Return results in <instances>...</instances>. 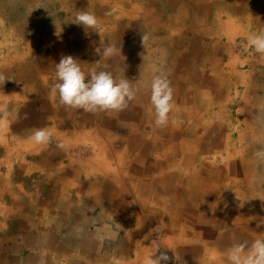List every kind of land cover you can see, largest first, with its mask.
I'll return each mask as SVG.
<instances>
[{
	"label": "rangeland",
	"instance_id": "rangeland-1",
	"mask_svg": "<svg viewBox=\"0 0 264 264\" xmlns=\"http://www.w3.org/2000/svg\"><path fill=\"white\" fill-rule=\"evenodd\" d=\"M93 2V5L90 7H97V5L102 6L101 10H97L94 13H96L98 16L104 15V13L106 12L107 4L105 2H102L101 0H94ZM87 3L88 0H75V2L73 0H0V75L4 77V82L0 83V108L4 109L3 112H0V144H2V141L5 139V141L9 142V146L12 145L9 150L10 153L8 155H6L5 152H0V176L3 177L6 188L8 190V193L6 195H4V193H0V222L2 221V219H7V226L2 229V231H4L6 234H11V232L17 233L19 235V240L22 239V236L24 234L22 230H18V226L20 223L19 220L17 218H13L12 221H10L11 216L3 218V209L9 210V208H12V206H18L17 208H19L21 212H24L26 210L27 212L35 213L36 217L42 221V224L44 221L46 224H49L48 220L52 219L53 216L55 220L58 221L57 225H59V220H63L65 222L66 217L63 215H59V210L55 207V205L56 203H58L59 197H61L66 190H64L59 185V183L56 182V179L60 178L59 174H61L65 168H68L70 162L69 160L73 162L77 157L89 156L91 155L90 148H96V146L91 145L92 143L89 139V141L87 139L82 140L79 137L76 141H74L75 144L71 145V147L69 148V150L71 151H66L65 146H58L61 144L58 138L64 135L69 136L68 138H70L71 136L74 137V135H76L74 137V139H76V132L80 135L82 130L81 127H83V125H76L77 123L75 124V121L81 122L79 114L81 110L73 111L67 120H64L63 122H59L56 120L55 123H53L52 119H50V114H44L43 117L46 120L42 123L44 125L41 124V127H45L47 129L50 128L53 133L52 141L49 144L45 145L46 147L44 150L38 151L36 150L37 147L25 146L22 149L23 145L20 147L17 146L16 139L11 141V139L9 138L10 134L16 135V133H19L18 126L14 125L13 123V119L15 117L25 118L30 123L37 117L35 111L37 110L38 112L41 108L46 110L47 107H50L52 105L54 107L51 106V108H61L62 111H66V109L59 104L58 94H51L53 93L51 90L54 85L51 86L49 82L55 81L56 64L59 63L62 59L57 51V47L71 50L74 45L79 44L77 41L80 38L90 41L96 40L100 43L96 48H93L91 53H79L78 55L80 58L89 57L92 60H95L91 62V66L87 65L86 71L84 70L86 74H90L94 70L95 72H100L102 70L103 67L98 65L102 64L101 60L105 59L102 53L103 47L105 45H111L117 50V55L119 56V58H121L122 62H126L127 66V63L131 59L134 62L137 61L138 64L145 63V65L147 64L148 66L153 67L152 71H155V75L166 74L170 81L171 87H177L175 79L177 81L178 77L174 73L175 68H173L172 66L173 62L170 63L168 55L163 54V56H161V53H159V48H161L162 45L169 47L170 52H172V50L175 48L174 44H171V42L169 43L166 40L165 43L168 44L166 45L164 43V40L162 39L166 28H170L172 31L179 30L177 28L179 27V24L177 26L175 23L170 24V26L167 25V19L172 13L171 10H158L160 21L155 22L153 20V16L155 15L153 9L151 10L146 8V11L140 15V18L127 19L126 16L121 17V19L117 23L116 31H112L104 35H95L103 29V25L101 24V22H99V25L97 29H95V31L93 29H85L83 25H78L72 22L78 12L87 11L90 13ZM157 3L159 5L162 4V7L173 8V5H167L163 0H157ZM238 3H240V7L237 9L238 14L232 12L231 14L233 15H231L229 14L231 12L230 9L226 7L221 8L223 11H225L223 12L224 16L222 18H226L227 15L225 14H228V16L232 17L236 14L233 17L236 18V21L232 19L230 21L232 22V24H228L229 26H231L230 31H226L225 34L218 29H213L212 27L214 25H210L208 26L209 28H207L204 22L200 24L197 23L193 27H191L193 32L191 37L193 38L190 42L192 43L187 45L188 50L193 48V44H195L197 48L199 47V52L194 56L191 65V69H193V74L191 73L193 75V77H191V82L193 83V81H196L198 87L194 86L192 83V85L190 84L191 87L188 92L191 91L190 94L193 96L194 104H192L194 106L193 108H190L189 111H187L190 114L189 117L178 114L179 119L176 118V120L180 121V123L184 126V129H186L185 127H191L190 130L186 129V132L189 133L188 136L191 137L192 140H194V137L196 135H200V139H203L204 134L202 133L201 135L200 132L207 128V134H209L210 132L216 133L215 137L219 139V141L221 140L220 142L222 143V146H224L222 147V152L214 153L211 150L196 151V163H199V160L201 159L200 157L203 156L204 160L200 162V164L203 166L207 164V162H210L213 166L212 168H214L216 165L213 160L216 159L215 161H219L220 163L221 159L225 158L228 151L233 152L236 148L242 150H245L246 147L248 148L245 142H239L237 140L242 132H245V135H247L246 129L245 131H243L245 128L244 126L247 124L253 125V127L258 130V137L249 139L252 144L254 142H258L256 144H253V146L255 145V147L252 148L249 154L256 153L257 155L254 156L257 157L259 154L264 153V56L256 53L255 50L250 48L247 43L248 38L250 36L259 34L261 32L260 30H262L261 28L264 26V0H238ZM148 7L153 6L149 5ZM69 10H72L74 12L75 15L73 17L67 16L66 13L70 12ZM143 10L144 8H141L138 12H141ZM190 10L191 11L187 13L188 16H190L189 19L193 14V10ZM208 10L210 11L209 8ZM195 13L198 14L197 12ZM167 14L168 16L164 17ZM209 18H211V16ZM226 20L228 21V18ZM233 26L235 27V30ZM238 27H240L241 31L240 29H238ZM257 28L260 30H257ZM211 29L216 32H213ZM88 30H90L92 33L94 32V34H89ZM231 30L233 34L229 35ZM67 36L71 38V44H63V41L67 38ZM130 36L132 37V42L129 45L128 38ZM178 36H184L183 31L180 34L176 33L174 38ZM230 36L233 37L232 41L229 38ZM182 40H186V38H183ZM193 41H195V43H193ZM155 42L158 44H156ZM130 48L132 49V52L130 51ZM97 49H100V52H98ZM123 53L125 54L123 55ZM178 53L182 54L183 51L180 50L178 51ZM226 59L229 60L227 61ZM184 62L185 61L180 62L182 68ZM217 62L218 65H220L223 69H220L218 65L217 67L214 66V64H216ZM141 66L142 65L139 66L136 64L134 69L127 72V76L128 73L132 75L136 70L140 71L139 67ZM159 67H161L162 70H160ZM216 70H219L220 72H218L217 74L214 73ZM229 70L231 71V73ZM102 71L111 73V71L107 68ZM118 74L120 76H123L122 72H118ZM236 76L239 77L237 78ZM244 77H248V79H244V82L240 83V78ZM211 80L213 81L212 84L210 83ZM203 84H207V86L205 87L206 89L204 88ZM219 84H221L220 86L222 92L224 91V95L221 96L223 104L219 99H215L219 102L214 100L215 104H208L207 106V104H205V100L208 97L204 98L203 94L211 95L214 85L215 88H217L219 87ZM196 89H199L200 93L202 94H200L199 90ZM226 89L228 90L225 91ZM145 90L147 91V93L148 91L149 93H151L150 87L145 88ZM217 92L215 93V95H218L219 92ZM245 94H247L248 97H245ZM51 97H53V99ZM51 100L52 102H50ZM12 103L19 106L16 107L17 110H15L13 115L10 114ZM140 104L145 108L147 107L146 102L142 101ZM178 107L182 106L178 105ZM194 108L198 109L197 112L203 115V118L208 117L207 123L205 122V119H203L204 122L200 121V123L195 120V116L193 113ZM180 110L177 109V112H182V109ZM68 111L69 109H67L66 112ZM142 111H144V109H142ZM38 115H40V112H38ZM87 116L89 118L91 115L87 114ZM175 117L176 116L169 115L170 123L174 120ZM57 118H59L58 115ZM93 118L96 117L93 116ZM117 121L118 120H116V122ZM173 122L177 124V122ZM214 125L216 126V128H210V126L213 127ZM148 127L151 128L150 126ZM5 128L7 129L4 131ZM26 128H28V126H26ZM214 129L215 131H212ZM122 130H120L119 128H115L114 131L110 132L109 130V133L112 134L113 132H115L119 135L120 132H123ZM31 135L32 134L22 137V139H20V144H22V141L24 140H26L27 142L32 141ZM111 136L117 135L112 134ZM151 136H153V134L149 135L146 140H148ZM119 138L120 137L117 138V141H114V148L128 145L134 149L133 145L130 142L126 140L127 143H125L124 139ZM206 138L207 136L204 138V140ZM224 143L225 145H223ZM238 143L242 144L239 145ZM42 146L43 145H41V147ZM139 151L140 150H138V152ZM144 152L145 150L143 151V153ZM214 154H216V156H212ZM260 160V163L257 161L258 171L256 176L260 184L258 192L261 191L264 193V186L262 187L264 183V155H260ZM26 166H29L30 168L26 169ZM71 166V170L73 171L75 166L73 165V163L69 165V167ZM197 168H199V165L195 164V169ZM190 169L192 170L193 168ZM169 170L172 172L174 171V169ZM185 171L186 170L177 169L175 170V173H177L178 175H181L183 173L184 175L186 173ZM49 179L51 181H49ZM81 179L83 183L87 181V178ZM179 182L185 183L181 180ZM172 185L174 188L175 186L173 182ZM244 185L245 184H242L238 186V188L244 187ZM90 189L91 188L88 189V187L85 188V193L91 195L92 193L90 192H92V190ZM71 192H74V190H71ZM100 197L101 198L99 201H97V203H94L93 201L91 202L90 197H86L83 201V204L79 203V206H81V208H83L85 211L88 210L91 213L88 214L86 211V213H84L85 215H80H82L83 218L90 220V226H92V228H101L102 230H106L109 228L110 231L108 233H104L106 237L101 236L102 238L99 244H102L103 246L116 245L115 247L117 250V254H115L114 259H112V261L115 260V264H130L131 261L133 263L139 264V259H136L133 256V249H130L131 244L128 242L130 236L128 235V233H125L124 230L125 227L133 226V216H131L129 212H125L124 221H126L127 225L123 226V221L114 220L115 216L112 215V217L110 214L112 210H116V204H119L121 207L126 208L129 197L121 199L118 196V192L114 193L112 187L105 191L102 190V193L100 191ZM246 197L249 199L250 196L246 195ZM143 198L145 199L144 201L146 205L151 204V202H146V200L149 201L147 196H144ZM171 198L172 196L164 193L160 198V203L162 202V200H165L168 206L172 207L173 204L171 203ZM49 200L51 204L49 207H46L45 202L47 203L49 202ZM87 201H89V205L87 204ZM71 202L72 201H70L69 204H71ZM27 203L29 205L35 204V206H32L30 210L26 206ZM160 203L157 205L158 210L162 208V206L160 207ZM133 206L137 210L136 203H134ZM34 207H37V209L34 210ZM75 208L76 207L73 206L68 209L67 217L74 213ZM252 208L253 206H247L242 203L241 211L243 214L241 215L244 219L247 218V220H251V226L255 227L256 225H259V227H257L258 229L251 228L249 227V225L245 224L240 225L239 229H241V232L246 233L248 236L254 235L252 233L255 232L257 233V236L261 237L264 235V212L260 213L259 210L258 216L261 221H254L257 220V214H248V212H250ZM42 210L44 211L42 212ZM39 220H37V224L40 223ZM162 223L168 225L169 222L167 220H161V222L151 223L152 235H160V227ZM233 223L237 222L233 221ZM62 225L63 223L58 226V228L56 229L57 232H54V234L53 232L51 233L50 237L45 235L43 236L39 234L38 231L36 232V230H33L34 233L30 234V236L32 235L33 240L35 239L36 249L38 248V245H43L42 242L51 244V239H54L53 243H55V249L57 248V246L61 248L62 251L65 250L67 246L68 248H74L76 244L71 245L69 241L70 239L66 237V233L64 231L63 233L61 232L65 227V223L63 228ZM182 227H184L187 231H190V229L192 230L190 226L182 225ZM29 229H31V227ZM37 229H39V227H37ZM48 229L49 231H52L50 230V226ZM111 229L115 231V233ZM215 229H217V233H224V238L226 241L223 244V247H221L220 249H214V245H211V247L216 251L218 256L220 254L224 255L227 250L232 247L230 241L232 237L236 236V233L229 234V231H221L220 227ZM111 232L113 235H111L112 237L108 236L109 234H111ZM73 239L77 238L74 237ZM153 240L156 241L155 239ZM238 241L239 240H237L236 243H238ZM173 245L174 244H166L163 247V250H161L165 251L169 256V260L166 262V264H181L184 261L182 260L183 257L181 255L183 254V251L187 249V247H185L184 249L183 246L176 247L178 250L177 254L180 258L179 260H177L174 251L175 246ZM93 252L94 254H92L90 257H95L90 259L94 261H97L99 259V261H97V264H100L99 262H101V259L99 257L101 256V253L99 251ZM180 252H182V254ZM43 254L44 253L40 254L36 252L29 253L26 248H21L19 255L24 262L27 256H30L29 259L31 258L32 264H38V261H40V258L43 257ZM109 255L111 256L113 254L110 253ZM68 256H71L70 252ZM49 257L50 259H52V252L49 253ZM201 258L204 261L202 264H207V261H209L210 264H213V256H206V258H204L203 256H199L197 260H194L196 263L194 262L192 264H199ZM57 259L58 261H60V258L57 257ZM84 260H79L80 264H90V260ZM104 261L106 262V260ZM112 261L103 263L109 264L112 263ZM10 262L8 264H12L11 259ZM161 264H165V262L161 261Z\"/></svg>",
	"mask_w": 264,
	"mask_h": 264
},
{
	"label": "bare ground",
	"instance_id": "bare-ground-1",
	"mask_svg": "<svg viewBox=\"0 0 264 264\" xmlns=\"http://www.w3.org/2000/svg\"><path fill=\"white\" fill-rule=\"evenodd\" d=\"M73 1L75 2V0ZM93 1L94 0H88V9L90 13L94 14L97 17L98 21L103 25V29L95 35H104L108 34L109 32L116 31L117 23L119 22L121 17L126 16L127 19L140 18V15L146 11V8L151 10L153 9L155 14L153 16V20L155 22L160 21L158 10L169 9L172 11L170 17L167 19V25L170 26V24L175 23L177 26L179 24V27H177L179 30L172 31L170 28H166L162 39L164 40V43L167 40L169 43L171 42V44H174L175 48L172 50V52H170L169 47L161 44L162 47L159 48V53H161V56H163V54L168 55L170 63L173 62L172 66L173 68H175L174 73L178 77L177 81L175 79L177 87L172 88L174 96V107L169 113L170 116H176L173 121L177 122V124L173 121L170 123V119L168 121V125L165 128H157L154 124L155 113L150 100L151 93H149V91L147 93V91L145 90V88H151V82L154 76H156L155 71H152L153 67H150L147 64L145 65V63L138 64L137 61L134 62L132 59L127 63V66L126 62H122L121 58H119L117 54L110 59H103L101 60L102 64L98 65L103 67L102 70H104L105 68L109 69L112 75L117 80L126 78V80H128L130 84L135 88H138L139 91L137 92L135 98L129 102L128 107L122 112L97 113L94 115L90 114L91 116L88 118L87 114L89 113H85L81 110V112L79 113L81 122L75 121V124L77 123L76 125H83V127H81L82 130L80 135L76 132V139H74L76 135H74V137L71 136L72 133L70 135V138H68L69 136L64 135L58 138L59 142L63 146H65L66 151H71L69 150V148L71 147V145L75 144L74 141H76L79 137L82 140L89 139L92 143L91 145L96 146V148H90L91 155L77 157L76 160L73 161V165L76 166V169L78 170L73 169L72 171V167H68L64 171L65 173H69L71 176L70 178L72 179L80 177L83 172L84 174L82 176H85L84 178H87L86 182H82L83 184L102 188L104 189V191L112 187L114 193L118 192V196L121 199L129 197L126 208H123L119 204H116L114 219L117 221H123L122 225L126 226L127 223L126 221H124V213L129 212L131 216H133V226L125 227L124 230L125 233H128V235L130 236L128 240V242L131 244L130 249H133L132 254L136 259H139V264H146V260L153 253V258H156L166 244H174L173 246H175V257L178 256V250L176 248L177 246H183V249L187 247V249L183 251V254L182 252H180L182 254L181 256L183 257L182 260H184L181 264H192L195 262L194 260H197L199 258V256H203L204 258H206V256H213V264H223L224 262L221 259L223 254H220L218 256L214 249H220L221 247H223V244L226 241L224 238L225 235L224 233H217V229L215 228L220 227L221 231H229V234L236 233V236L231 238L230 243L232 245L236 244L237 240H239L238 243L248 242L250 244L254 239L259 238V236H257V233L255 232H251L254 235L248 236L246 233L241 232V229H239V226L242 224L249 225V227L256 229H258L257 227H259V225H256L255 227L251 226V220H247V218L244 219L242 217V203L247 206H253L252 210H250L248 214H257V220L254 221H261L258 216L259 210L260 213L264 212V193L261 191L258 192L260 184L256 176L258 171L257 161L259 163L261 161L260 154L257 157L254 156L257 155L256 153L249 154L252 148L255 147V145L253 146V144L258 143L254 142L252 144L249 139L257 138L258 130H256L255 127H253V125L251 124L245 125L243 131H245L246 129L247 135H245V132H242L237 140L239 142H245L248 148L246 147L245 150L236 148L233 152L228 151L225 158H220V163L219 161H215L216 159L213 160L216 165L214 168H212L213 166L210 162H207V164L203 166L200 164V162L204 160L203 156L200 157L201 159L199 160V163H196V151L211 150L214 153L222 152V147L224 146H222V143L220 142L221 140L219 141V139L215 137L216 133L210 132L209 134H207V128L200 132L201 135L202 133L204 134L203 139H200V135H196L194 137V140H192V138L188 136L189 133L186 132V129L190 130L191 127H185L186 129H184V126L180 123L179 120H176V118L179 119L178 114L189 117L190 114L187 111H189L190 108H193L194 106L193 96L190 94L191 91H188L190 90V84L192 83L191 77H193V69H191L192 60L194 59V56L199 52V47L197 48L195 44H193V48L188 50L187 45L192 43L190 41L193 38L191 37L193 34L191 27H193L197 23L200 24L204 22L207 28H209L208 26L210 25H214L212 27L213 29H218L219 31L226 34V31H230L231 26L228 25L229 23L232 24V22L230 21L232 19L236 21V18H233L236 14L233 17L225 14L227 15L226 18H222L224 16L223 12L225 11H223L221 8L226 7L230 9L231 12L229 14H231L232 12L238 14L237 9L240 7V3H238V0H233V2L232 0H227L228 2L226 0H163L167 5H173V8H168L162 7V4L159 5V2L157 3V0H101L102 2H105L107 4L106 12L104 13V15L98 16L94 12L97 10H101L102 6L97 5V7H90L94 3ZM149 5L153 7H148ZM141 8H144V10L138 12ZM208 8L210 9V11L208 10ZM190 9L193 10V14L189 19L190 16H188L187 13L191 11ZM69 11L70 12L66 13L67 16L73 17L75 15L74 12L72 10ZM195 12H197L198 14H196ZM167 16L168 14L164 17ZM210 16L211 18H209ZM227 18L228 21L226 20ZM238 29H240V27H238ZM261 29L264 30V26ZM257 30L260 29L257 28ZM182 31L184 36H178L176 37L177 39L174 38L176 33L180 34ZM88 33L94 34V32L92 33L90 30H88ZM231 34H233L232 30L229 35ZM183 38H186V40H182ZM229 38L232 41L233 37L230 36ZM70 40L71 38L67 36V38L64 39L63 44H71ZM77 42L79 44L74 45L71 50L57 47V51L62 58L72 56L80 63L83 71H86L87 65H90L91 62L95 60H92L89 57L80 58L78 55L79 53H91L93 48H96L100 42L96 40H85L83 38L78 39ZM128 42L130 45V43L132 42L131 36L128 38ZM193 43H195V41H193ZM165 44L168 45L167 43ZM180 50L183 51L182 54L178 53V51ZM130 51L132 52L131 48ZM124 54L125 53H123V55ZM181 61H185L183 63V68L180 64ZM136 64L139 66L142 65L141 67H139L140 71L136 70L132 75L128 73L127 76V72L134 69ZM217 65L218 62L214 64L215 67H217ZM218 67L220 69L222 68L220 65H218ZM159 69L162 70L161 67H159ZM118 72H122L123 76H120ZM218 72L220 71L216 70L214 73L217 74ZM244 79H248V77L240 78V83L244 82ZM49 82L52 86L56 81ZM210 83L212 84L213 81L211 80ZM192 84L198 87L196 81H193ZM220 85L221 84H219V87L217 88H215L214 85L211 95L203 94L204 98L208 97L205 100V104H207V106L208 104H215V99H219L223 104L221 96L224 95V91L222 92ZM203 86L205 88L207 84H203ZM227 90L228 89H226L225 91ZM216 92L219 96L217 94L215 95ZM245 95V97H248L247 94ZM51 98L53 99V97ZM142 101L147 103L146 108L140 104ZM50 102H52V100ZM178 105H181L182 107H178ZM17 106L18 105L12 103V109L10 110L11 115H13L15 110H17ZM51 106L47 107L46 110L42 108L39 110L38 108V112H40V115H38V112L36 110L35 112L37 117L30 123L25 118L15 117L13 119V123L14 125L18 126L19 133H16V135L10 134L9 138L11 139V141L16 139L17 146L20 147L23 145L22 149L25 146L37 147L36 150L38 151L44 150L46 147L45 145L41 147V145L36 144L33 140L30 142L24 140L22 141L23 143L20 144V139H22V137L24 136L32 134L36 129L42 128L41 126L44 125L42 123L46 120L43 117L45 113L50 114V119H52V122L55 123L56 120L59 122L67 120L73 112V110L70 109L68 112H66L67 109L66 111H62L61 108L55 109L51 108ZM142 109H144V111H142ZM177 109H182V112L178 113ZM197 110V108L193 109L195 120L200 123V121H203V119H205V122L207 123L208 117L203 118V115L199 114ZM57 115L60 119L57 118ZM92 115L98 119L93 118ZM116 120L118 121L116 122ZM26 126H28V128H26ZM148 126H150L151 128H149ZM115 128H119L120 130L123 129V132H120L119 135L115 132H113L112 134L124 139L125 143H127V141L130 142L133 145L134 149L128 145H124L119 149L114 148L113 143L114 141H117L118 137L111 136L112 134L109 133V130L111 132L114 131ZM210 128H216V126H210ZM6 129L7 128H5L4 131ZM212 131H215V129ZM151 134H153V136L146 140ZM206 136L207 138L204 140ZM2 142L3 143L0 144V152H5V154L8 155L10 153L9 150L12 145L9 146V142L5 141V139ZM238 144L241 145L242 143ZM223 145H225V143ZM138 150L140 151L138 152ZM144 150L145 152L143 153ZM212 156H216V154ZM195 164H198L199 168L195 169ZM29 168V166H26V169ZM190 168L193 169L191 170ZM169 169H174V171L172 172ZM177 169L186 170V173L184 175L183 173L181 175H178L177 173H175V170ZM180 180L185 183H180ZM56 182L59 183V185L63 189H65L64 185L67 184L65 180L60 177L56 180ZM172 182L174 183V188ZM242 184H245L244 187L238 188V186ZM263 186L264 183L262 187ZM91 189L94 190L93 192H90L93 194V198H96L95 196L100 195V193L97 191L99 189ZM245 190L247 194L245 193ZM0 193H4V195L8 193L4 179L1 176ZM162 193H167L168 195L172 196V207L168 206L165 200H162V202L160 203V198L163 196ZM68 194L69 189H66L65 195ZM83 195L86 198V193H83ZM145 195L149 200H146V202H151L150 205L145 204V199L143 198V196ZM246 195L250 196L249 199L246 197ZM134 203H136L137 210L133 206ZM159 203L160 207L162 206L160 210L157 209V205ZM70 205L71 204H69L67 200L63 203H58L57 208L61 213L67 215ZM26 206L31 210L32 206H35V204L29 205L27 203ZM33 209L35 210L37 209V207H34ZM43 211L44 210H42V212ZM7 212L8 209H3V213ZM17 212L19 215L23 213L21 212V210H18ZM77 212L86 213L84 209ZM87 213L91 214L90 211H87ZM161 220H167L169 222L168 225L162 223L160 227V235H152L151 223L161 222ZM233 221H236L238 224L233 223ZM39 222L40 224H42L41 220H39ZM182 225L190 226L192 230L190 229V231H187L184 227H182ZM106 230L110 231L109 229ZM213 230L215 231V233ZM111 235L112 233L108 236L112 237L113 235ZM153 239H155L156 241H154ZM95 240L98 239L95 237ZM211 245H214V249L211 247ZM91 246L92 245H90V247ZM203 262L204 261L201 258L200 263L202 264ZM109 264H115V260H113L112 263ZM130 264L137 263H133L131 261ZM207 264H210V262L207 261Z\"/></svg>",
	"mask_w": 264,
	"mask_h": 264
},
{
	"label": "clouds",
	"instance_id": "clouds-1",
	"mask_svg": "<svg viewBox=\"0 0 264 264\" xmlns=\"http://www.w3.org/2000/svg\"><path fill=\"white\" fill-rule=\"evenodd\" d=\"M72 22L94 31L99 25L97 17L87 11L78 12ZM247 43L256 53L264 56V30L250 36ZM97 51L100 52V49ZM102 53L107 60L115 56L117 50L111 45H105ZM55 81L51 91L58 94L61 106L93 115L122 112L139 91L128 80H117L107 71H93L86 74L80 63L72 56L63 57L56 64ZM2 82L4 77L0 75V83ZM150 100L155 113V126L165 128L168 125L169 113L174 107L173 89L166 74L154 76L151 82ZM3 111L4 109L0 108V112ZM52 137V131L47 128H38L31 135V139L38 145L49 144ZM58 146L63 147L62 144ZM153 255L154 253L148 257L146 264H161V261L166 264L169 260L165 251H161L156 258H153ZM176 258L179 260V257ZM221 259L224 264H264V236L254 239L250 244L241 242L232 245Z\"/></svg>",
	"mask_w": 264,
	"mask_h": 264
},
{
	"label": "crops",
	"instance_id": "crops-1",
	"mask_svg": "<svg viewBox=\"0 0 264 264\" xmlns=\"http://www.w3.org/2000/svg\"><path fill=\"white\" fill-rule=\"evenodd\" d=\"M119 148H122V147L120 146L117 149H119ZM69 161H70L69 165H71L73 162H71V160H69ZM69 165H68V167H69ZM74 169L77 170L76 166ZM64 170H66V168ZM64 170L59 175L63 180H65L67 182V184L64 185V188H65L64 190L69 189V194L65 195V191H64L63 195L61 197H59L58 203H60V202L63 203L67 200L69 203H70V201H72L69 208L73 207V206H75L76 208L74 209V213L71 214L69 217H67V215H64L60 211H58L59 215H63L66 217L65 222L63 220H59V225H61L63 223V225H62V228H63L64 223H65V227L63 228V230L61 232L63 233V231H64L66 233V237L70 239L69 240L70 244L71 245L76 244L75 247L74 248H72V247L68 248V246H67L66 249L63 251L58 246L55 249L54 247H56V246H54L55 243H53L54 239H51V244L49 243L50 245L45 243V242H42L43 245H38V248L36 249L35 239L33 240L32 235L30 236V234L34 233L33 230H36V232L38 231V233L43 235V236L45 235V236L50 237L52 232H53V234H54V232H57L56 229L59 226V225H57L58 221L55 220V218L53 216L52 219L48 220L49 224H46L45 221L43 222V224H40V223L37 224V220H39V219L36 217L35 213L27 212L25 210L21 215H19L17 212L19 210V208H17L18 206L17 207L12 206V208L11 207L9 208L7 213H3V211H2V213H3L2 216H3V218H6L7 216H11L10 221H12L13 218H17L20 222L19 226H18V230H22L24 232V234H23L24 237L22 236V239L19 240L18 239L19 235L17 233L11 232V234H9L7 232L8 234H6L4 231H2V229H4L7 226V221H6L7 219L6 220L2 219V221L0 222V264H8L10 262V259L12 260V264H14V263L32 264L31 258L29 259L30 256H27L25 262L21 259V256L19 255L21 248H26V250H28L29 253H31V252H36V253H40V254L44 253L43 257H41L40 261H38V264H80L79 260H81V259L90 260V264H97V261H99V259L97 261L90 259V258L95 257V256L90 257L92 254H94L93 251H99L101 253V256L99 257L101 259V262H99L100 264H105L106 262L112 261V259H114V255L117 254V250L115 247L116 245L103 246L102 244H99V242L101 241V238L105 236L104 233H106V232L108 233L109 231L108 230H106V231L102 230L101 228H92V226H90V224H91L90 220L85 219V218H83L82 215H80V214L85 215L84 212H77V211L83 210V208H81V206H79V203L83 204V201L85 200V197L83 195V193H85V191H84L85 188L88 187V189L89 188L99 189V190H97L99 193H100V191L102 193V190H104V189L97 188L94 186H89L87 184H83L81 181V178L85 177V176H82L84 174L83 172H82L80 177H76V178L72 179V178H70L71 177L70 174L65 173ZM49 181H51V180L49 179ZM68 181L71 183H69ZM71 190H74V192H70ZM90 190H92V189H90ZM78 191H80V192H78ZM93 191L94 190H92V192ZM45 194H47V193H45ZM42 195H43V193H42ZM92 196H93V194H91V195L86 194V197H90L91 202L93 201L94 203H97V201H99L101 198L100 195L95 196L96 198H93ZM108 199H109V197H108ZM87 202H88L87 204L89 205V201H87ZM58 203H56V205H55L56 208H57ZM50 204H51L50 200L47 203L45 202L46 207H49ZM86 211H88V210H86ZM32 214H34V215H32ZM110 214H111V216L112 215L115 216V210L114 211L112 210L110 212ZM74 222H76V223H74ZM49 226H50V230H52V231H49V229H48ZM30 227H31V229H29ZM37 227H39V229H37ZM113 232L115 233V231H113ZM74 237L77 239H73ZM95 237L98 240H95ZM57 245H58V243H57ZM90 245H92V246L90 247ZM105 249H107V250H105ZM51 252L53 253L52 259H50L51 256L49 257V253H51ZM69 252L71 254L70 257L68 256ZM107 253H109V254L111 253L113 255L110 256ZM8 256H10V257H8ZM57 257L60 258V261H58ZM62 257H63V260H62ZM104 260H106V262ZM103 262H105V263H103Z\"/></svg>",
	"mask_w": 264,
	"mask_h": 264
}]
</instances>
